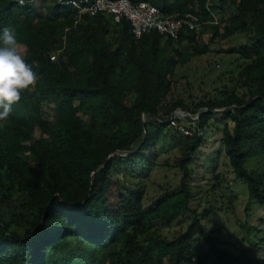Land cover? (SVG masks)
I'll return each mask as SVG.
<instances>
[{"label": "trees", "instance_id": "16d2710c", "mask_svg": "<svg viewBox=\"0 0 264 264\" xmlns=\"http://www.w3.org/2000/svg\"><path fill=\"white\" fill-rule=\"evenodd\" d=\"M25 1L0 0V35L15 31L38 76L0 122V264H253L246 253L221 245L213 235L220 227L206 231L200 224L202 238L194 240L149 233L160 219L195 212L190 166L214 126L249 200L264 206V0H210L220 22L204 27L212 35L202 46L195 32L184 30L178 41L157 31L136 38L128 20L104 13L85 15L73 27L72 7L48 0L41 12L35 0ZM145 1L168 14L211 17L208 0ZM238 33L249 37L232 49L239 87H224L194 106L182 98L165 104L179 64ZM46 105L52 117L45 116ZM205 106L210 111L201 114L199 131L180 133L179 186L146 207L142 180L156 164L145 154L156 145L151 128H171L153 117ZM221 107L227 108L213 110ZM143 112L153 117L143 121ZM123 160L142 184L126 182ZM260 160L262 168L247 167Z\"/></svg>", "mask_w": 264, "mask_h": 264}, {"label": "rangeland", "instance_id": "374dc122", "mask_svg": "<svg viewBox=\"0 0 264 264\" xmlns=\"http://www.w3.org/2000/svg\"><path fill=\"white\" fill-rule=\"evenodd\" d=\"M48 0H35V6L41 12L45 11ZM218 18L220 15L217 13ZM207 26V25H206ZM205 26V27H206ZM223 29H221L222 31ZM212 31L205 29L199 36L198 43L209 42ZM249 37L244 33L210 44L209 51L193 56L185 64H179L173 78V87L165 104L179 98L194 106L224 87L231 89L237 75V55L233 48L244 45ZM183 51L189 50V45L177 43L175 45ZM234 79V80H232ZM239 82L236 87H239ZM240 92L244 89L239 88ZM231 91V90H229ZM45 116L52 117V107L46 105ZM156 145L145 154L156 164L150 172L146 182L145 206L149 207L164 198L171 190L180 184L181 171L177 160L181 155L183 137L176 130L152 127ZM40 136V130L34 132V138ZM205 142L196 153L189 184L192 190L190 205L195 212L160 219L149 235L175 238L187 237L191 240L202 238L200 224L208 229L219 228L213 235L220 240L222 246L235 254L246 253L253 259V264H264V206L249 200L246 184L237 179L230 165L221 142V131L214 126L205 132ZM121 169L124 168V160ZM130 170L131 165H128ZM263 162L253 165L247 163L248 168H262ZM126 167V166H125ZM117 174V172H116ZM136 174V173H135ZM135 174L124 170L127 183L139 186V178ZM118 175V174H117ZM140 183V184H139ZM141 187V186H140ZM214 208L216 210L212 211Z\"/></svg>", "mask_w": 264, "mask_h": 264}, {"label": "built area", "instance_id": "2783aa9c", "mask_svg": "<svg viewBox=\"0 0 264 264\" xmlns=\"http://www.w3.org/2000/svg\"><path fill=\"white\" fill-rule=\"evenodd\" d=\"M21 4L25 0H19ZM61 6L72 7L75 10L73 27H77L85 15H95L104 13L112 15L115 22L126 19L131 24V31L136 38H141L144 34L157 31L162 35L168 36L174 41L180 39L181 31H192L197 34V38L203 34L204 27L209 24H218L220 19L211 9L210 0L206 4L210 18L203 20L200 15L187 13H166L161 7L149 2L140 1L134 3L132 0H56ZM69 27L66 29L68 30ZM59 53H53L51 59L58 60ZM227 107L215 108L214 111H223ZM210 109L205 106L199 108L197 112H192L184 107L175 108L166 120L152 116L148 112L142 113L143 121L151 116L161 123H169L170 127L178 133L192 136L199 131L198 123L202 113ZM116 154L126 155L127 152L118 151Z\"/></svg>", "mask_w": 264, "mask_h": 264}, {"label": "clouds", "instance_id": "9594fccd", "mask_svg": "<svg viewBox=\"0 0 264 264\" xmlns=\"http://www.w3.org/2000/svg\"><path fill=\"white\" fill-rule=\"evenodd\" d=\"M37 79L32 65L21 55L15 31L3 29L0 35V122L9 118L12 106L21 100V93L34 86Z\"/></svg>", "mask_w": 264, "mask_h": 264}]
</instances>
